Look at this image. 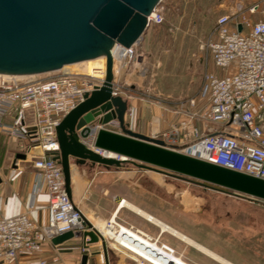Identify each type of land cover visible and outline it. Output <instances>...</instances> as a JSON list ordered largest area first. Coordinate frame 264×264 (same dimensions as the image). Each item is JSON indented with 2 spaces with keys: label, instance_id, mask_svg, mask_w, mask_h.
Returning <instances> with one entry per match:
<instances>
[{
  "label": "built area",
  "instance_id": "obj_1",
  "mask_svg": "<svg viewBox=\"0 0 264 264\" xmlns=\"http://www.w3.org/2000/svg\"><path fill=\"white\" fill-rule=\"evenodd\" d=\"M160 1L147 16L146 29L163 23ZM258 7V4H253L249 12L254 13ZM238 24L241 25L240 31ZM137 45L138 42L129 46L114 43L110 49V53L114 49L115 54L112 55V95H119L118 77L124 66L137 64L141 58ZM200 48L210 55L223 74L204 72L203 80L207 88L205 104L197 108L196 98L190 97L186 99L189 107L186 109L184 102H179L171 110L183 114L184 118L172 124L160 138L168 141L171 137L180 136L189 141L182 152L264 178V11L256 21H251L241 11L219 15L211 35L200 44ZM37 75L0 73V132L13 139L18 152L29 158L35 175L28 209L34 208L37 194L45 192L48 199L47 221L37 224L28 210L9 216L0 215V262L6 258L13 259L22 251L37 252L42 248L43 237L51 238L66 230L81 236V251L89 254V236L82 233L95 229L102 248L104 244L106 250L109 247L123 252L137 264H160L127 246L124 240L147 252L130 236L122 232H117L115 237L107 236L89 220L88 225L82 209L66 192L61 164L53 158L59 151L56 126L84 100L85 93L103 85L105 72L96 77L58 69L50 71L44 79L36 78ZM192 120L221 126L202 131ZM113 125L119 128L116 119L98 127ZM83 143L93 147V135L85 138ZM141 233L157 241L161 232L156 236ZM158 243L161 249L173 251L170 244L160 239ZM122 248L130 252L126 253ZM135 255L144 257L146 261L138 260ZM151 256L164 261L156 254ZM35 264L67 263H49L41 257Z\"/></svg>",
  "mask_w": 264,
  "mask_h": 264
},
{
  "label": "rangeland",
  "instance_id": "obj_2",
  "mask_svg": "<svg viewBox=\"0 0 264 264\" xmlns=\"http://www.w3.org/2000/svg\"><path fill=\"white\" fill-rule=\"evenodd\" d=\"M253 4H258L259 7L251 13L249 9ZM160 5L163 7V23L145 29L137 45L141 58L137 64L124 66L118 77V86L122 97L129 90H135L125 79L126 73L134 72V76L138 75L141 80L139 97L171 110L174 99L164 93V74L158 69L159 60L163 56L170 57L172 64L177 66V74H186L185 66L195 58V54L201 53L200 44L211 35L219 15L241 11L251 21H256L262 17L264 0H161ZM96 60L99 61L100 58ZM103 71L105 72V67ZM48 76L49 72L35 77L44 79ZM177 84L179 91L184 89L181 80ZM182 97L176 96L177 99ZM180 101L183 100L178 102ZM177 121H172L166 131ZM106 128L116 130L118 127L113 125ZM175 149L182 151L180 147ZM8 157L15 155L9 153ZM71 164L74 181L80 188L74 200L102 234L109 236L105 232L108 225L114 237L117 232L124 233L122 227L153 236L159 232L158 226L126 207L121 208L115 216V223H111L110 217L118 199H121L151 214L232 264H264V199L210 187L189 176L140 167L138 161L127 160L120 166H106L89 161L78 164L73 159ZM115 193L122 194V198H117V203L112 200ZM131 197L138 200L144 208L131 201ZM78 238L81 240L80 236ZM159 239L173 246L172 252L164 248L168 256L162 257L155 253L163 262L151 256L155 254L138 241L140 247L146 249V253L123 240L130 248L160 264H224L169 232L160 233ZM158 240L155 241L159 245ZM79 246L81 250V243ZM89 248V254H93L95 248L104 252L98 241L90 242ZM122 250L126 253L129 251L126 248ZM105 254L103 264H137L133 258L113 248L108 247ZM135 256L138 260L146 261L144 257Z\"/></svg>",
  "mask_w": 264,
  "mask_h": 264
},
{
  "label": "water",
  "instance_id": "obj_3",
  "mask_svg": "<svg viewBox=\"0 0 264 264\" xmlns=\"http://www.w3.org/2000/svg\"><path fill=\"white\" fill-rule=\"evenodd\" d=\"M160 0H0V73L41 74L104 54L106 71L103 85L84 95L56 126L59 151L54 155L63 169L65 189L71 196L70 159L106 166L138 161L140 167L185 175L264 199V178L244 171L207 162L175 148L157 137L129 128L125 121L127 100L111 94L114 43L129 46L140 41L147 16ZM238 31L241 25L237 26ZM118 121L119 130L105 125ZM93 135V147L83 140ZM101 150L104 154L95 151ZM112 152L119 159L105 153ZM17 158H25L22 153ZM85 222L90 225L88 220ZM89 242L98 241L95 229L84 230ZM74 236L72 230L51 237L59 243ZM103 249L106 251L104 244ZM87 253L80 264H86Z\"/></svg>",
  "mask_w": 264,
  "mask_h": 264
},
{
  "label": "crops",
  "instance_id": "obj_4",
  "mask_svg": "<svg viewBox=\"0 0 264 264\" xmlns=\"http://www.w3.org/2000/svg\"><path fill=\"white\" fill-rule=\"evenodd\" d=\"M143 38L145 40L146 35H144ZM200 50L201 53L195 54V58L185 66L187 73L182 75L177 74V66L172 64L170 57L163 56L161 60H159L158 69L164 74V93L174 99V105L172 104L173 106H171L173 109L177 107L179 100H183L186 109H189L186 99L190 97L196 98L197 108L204 105L207 96V88L203 80L204 72L211 71L217 75L223 74V71L214 65L210 55L203 49ZM231 71L232 70L229 72ZM125 79L129 81L130 87L135 89L129 90L126 96L123 97L127 100L125 121L129 123V128L133 131L149 137H161L162 133L168 129L172 121L184 118L183 114H176L168 109V107L164 108L162 104L147 99L144 100L139 97L138 90H140L141 80L138 75L134 76V72L126 73ZM180 80L184 83V89L179 91L177 82ZM176 96L183 97L177 99ZM192 123L198 126L202 131L207 130L208 127L214 128V126L207 125L204 121L192 120ZM116 130L120 131L119 128H116ZM188 143V140L180 136L171 137L168 141H165L166 145L172 148L174 146L180 147L181 149ZM9 153H14L15 157H8ZM17 153L19 152L15 141L0 132V215L9 216L28 210V214L34 222L37 224L45 223L47 221V194L45 192H39L35 197L34 208L28 209L35 173L29 158H17ZM71 161H73L72 158L70 159V164ZM79 191L80 188L78 183H76L73 178V165L71 164V197L74 199ZM120 196H122V194L115 193L112 200L117 203V198ZM130 200L143 207L135 198L131 197ZM119 201H121V199H118V204ZM118 204L116 208L114 206L115 210L112 213V217L113 215L116 216L121 210L118 209ZM149 215L152 216L151 214ZM112 217H110V222ZM146 220L150 221L148 219ZM107 228H109V225L106 229ZM78 236L79 235L74 234V236L59 243L52 242L51 238L43 237L41 250L37 252L22 251L15 258H6L1 261L0 264H35L41 257L46 258L49 263H55L57 261L67 264L80 263L83 252L80 250L79 245L81 240ZM104 258H106L105 251L102 252L95 248L93 254H88L87 264H103Z\"/></svg>",
  "mask_w": 264,
  "mask_h": 264
},
{
  "label": "bare ground",
  "instance_id": "obj_5",
  "mask_svg": "<svg viewBox=\"0 0 264 264\" xmlns=\"http://www.w3.org/2000/svg\"><path fill=\"white\" fill-rule=\"evenodd\" d=\"M137 42H138V40H136L134 43H137ZM112 50L113 51L111 52V56L112 55L114 56L115 55L114 54V49H112ZM97 58H100V60L97 61L96 60ZM100 62H102V63H100ZM102 66H103V68H102ZM104 67H105V71H106V56L104 54H102V55L97 56L96 58H91V59H87V60H83V61H79V62H75V63H71V64H66V65L62 66L61 69L64 70V71L82 72V73H86V74H90V75L99 77V76L104 75V71H103ZM105 154L109 155L111 157H116L115 154L112 153V152H108V153H105ZM119 159H125V158L124 157H119ZM118 206H119L118 207L119 210L122 207H126V208L132 210L133 212H135L136 214L140 215L141 217L150 220L153 224H155L156 226L159 227V231L161 233L169 232V233L173 234L174 236H176L177 238H179L182 241H184L185 243H187L189 245H192L195 248L199 249L200 251L204 252L205 254L209 255L210 257H212V258H214V259H216V260H218V261H220V262H222L224 264H232V263L228 262L227 260H225L224 258H222V257L218 256L217 254L213 253L209 249L205 248L204 246H202V245L198 244L197 242L193 241L189 237L183 235L182 233L178 232L177 230L171 228L170 226H168V225L162 223L161 221L157 220L156 218L150 216L145 211H143V210L139 209L138 207L132 205L128 201L121 200V201H119ZM118 209H117V211H118ZM87 220H89V219L87 218ZM111 222L115 223V216L114 215L111 218ZM122 228H123L124 233L126 235L130 236L134 240H136L139 243H141L143 246L147 247L151 252L159 254L162 257H165V256L169 255L167 252H165L163 249H161L159 247V245L157 244V242L155 240H150L149 237H144L142 235V233H141L142 231H140V230H134L133 231L130 228H126V227H122ZM106 233L109 236L114 237V234L110 230V228L106 229Z\"/></svg>",
  "mask_w": 264,
  "mask_h": 264
},
{
  "label": "trees",
  "instance_id": "obj_6",
  "mask_svg": "<svg viewBox=\"0 0 264 264\" xmlns=\"http://www.w3.org/2000/svg\"><path fill=\"white\" fill-rule=\"evenodd\" d=\"M191 179H193L194 181L200 182V181L197 180L196 178H193V177H192ZM200 183L205 184V185L210 186V187H214V188H217V189L226 190V191H228V192H232V193H233V191H232L231 189H228V188H225V187H221V186H218V185H215V184L209 183V182H200Z\"/></svg>",
  "mask_w": 264,
  "mask_h": 264
}]
</instances>
